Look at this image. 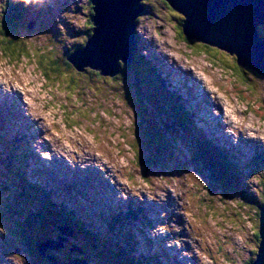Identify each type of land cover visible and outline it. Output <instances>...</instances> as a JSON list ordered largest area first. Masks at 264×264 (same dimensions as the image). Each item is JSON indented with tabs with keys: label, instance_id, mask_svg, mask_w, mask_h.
Instances as JSON below:
<instances>
[{
	"label": "rangeland",
	"instance_id": "rangeland-1",
	"mask_svg": "<svg viewBox=\"0 0 264 264\" xmlns=\"http://www.w3.org/2000/svg\"><path fill=\"white\" fill-rule=\"evenodd\" d=\"M87 1L23 2V6L29 7L20 14L24 23L21 30L25 32L16 41V50L11 53L0 47V105L11 103V109L26 110L16 117L17 126L5 137L12 138L11 133L18 129L16 152L0 140L3 156H0V210L20 204L21 210L27 212L26 206L31 207L19 195V187L24 186L23 176H17L12 170L16 168V163L12 166L14 161L20 159L21 173H27L34 181L40 179L30 189V198L46 192V185L51 182L59 199L67 208L83 215L97 237L93 232L94 236L77 234L71 227L65 230L63 221L53 216L40 230H24L25 234L20 237L9 233L12 238L16 236V246L24 251L23 256L17 255L14 248L13 252H7L9 263L43 261L39 250L35 251L37 262L32 253H27L28 244L23 240L28 239V242H62L56 250L50 247L47 251L54 259L47 257V264H116L113 257L120 264H252L260 247L257 212L252 206H241L239 198L245 196L240 189L214 180L207 171H199L198 164L188 154L187 146L193 144L192 138L185 136L179 153L161 154L156 149L158 152L154 154L151 138L157 141L163 138L158 137L159 132L152 125L148 127L142 104H135L137 94L139 100L141 97L136 86L128 91L118 75L104 76L87 66L78 72L70 62L71 66L56 65L55 68L61 69L56 74L46 69L50 61L49 45L55 44L56 58H62L67 48L70 53L77 48L81 50L90 39L87 34L92 28L88 24L92 5L91 0ZM9 2L0 0V23ZM149 3L152 10L148 9V13L153 15L141 18L138 33L142 41L137 48L142 49L145 44L144 52L152 56L148 47L154 42L153 51L158 55L155 58L162 60L161 71L167 74L162 78L166 76L173 86H181L182 93L185 83L198 85L195 79L191 78L189 83L178 74L185 69L197 74L210 87L212 101L220 106L216 111L226 108L224 120L219 122L227 130L223 135L218 134L225 141L238 145L239 135L245 139L256 138L260 140L256 150H264V140L261 141L264 139V80L248 74L254 84H244L240 73L235 71L233 56L229 55L231 60L216 57L206 48H198L197 40H183L179 22L185 16L173 15L178 11L165 0ZM7 11L12 15L16 10L10 7ZM26 20H29L28 26ZM36 23H41L47 31L36 27ZM32 26L39 29L28 28ZM21 46L27 52L24 50L17 57L16 51L24 49ZM151 85L143 91L145 94L142 92L147 98L158 90ZM202 101L210 103L207 98ZM148 104L156 111L157 106ZM167 112L163 108L162 119H158L159 129L164 126ZM136 117L141 122L137 131ZM241 150L249 156L251 144L243 145ZM140 151H145V158L138 159ZM38 170L43 171L42 175L37 174ZM110 176L115 178L116 187L103 191ZM253 183L256 185V181ZM36 205L43 208L44 203L39 201ZM114 210L120 216L126 214L130 218V214L132 219L118 220ZM4 221L17 224L14 218ZM18 223L21 224L20 219ZM57 259L62 260L59 263Z\"/></svg>",
	"mask_w": 264,
	"mask_h": 264
},
{
	"label": "water",
	"instance_id": "water-1",
	"mask_svg": "<svg viewBox=\"0 0 264 264\" xmlns=\"http://www.w3.org/2000/svg\"><path fill=\"white\" fill-rule=\"evenodd\" d=\"M146 1L92 0L95 5L92 18L95 27L85 47L74 54L71 64L76 70V66H87L100 71L101 75L114 76L119 72L120 62H131L135 29L138 18L145 12ZM180 1L167 0L172 8L185 16L184 33L190 39H205L202 35L213 32L212 36L215 37L212 39L222 42L230 43L237 37L246 41L260 24H264V0ZM248 65L264 75V49L258 54H251ZM260 223V247L252 264H264V209L260 213ZM61 243L49 241L42 245L41 252L44 254L50 247L57 249ZM49 259L54 260L52 257Z\"/></svg>",
	"mask_w": 264,
	"mask_h": 264
},
{
	"label": "trees",
	"instance_id": "trees-1",
	"mask_svg": "<svg viewBox=\"0 0 264 264\" xmlns=\"http://www.w3.org/2000/svg\"><path fill=\"white\" fill-rule=\"evenodd\" d=\"M16 1L18 3L15 4V5H13L15 7V10L16 11L14 13H12V15L10 14L11 11H7V10H9V8H7L5 6L4 9L6 11L3 14V20H2V24H3V27H4V33H0V40H2L4 38V35L6 34L7 35V38H8V41H9V43H0V47L2 49H5V48L9 49L8 51L11 52V53H13V51L16 50V48H17L16 41L17 40L19 41L18 38H20L23 35V32H25V31L22 32V30H21V27H23V25H24L23 20L20 18V16H18L19 10H21V7L24 8V6L22 5V1L21 0H16ZM146 2L149 3L150 0H147ZM90 4H91V2H90ZM91 5H92V7H90V13H91L90 14V20H91L92 13H94L93 12L94 5L93 4H91ZM149 5H151V3H149ZM149 7H151V10H152V6H149ZM88 24H89V27L90 28H91V25H92V28L90 29L89 34H87V38H89V37L92 36L91 35V32L93 34V28H94V24H92L91 21H89ZM260 30H261V27H260ZM135 35H137V34H135ZM179 35H180V37L183 36V38H182L183 40L189 42V40L185 37L184 34H182V32L179 33ZM263 37H264V33H263ZM13 38H15V39H13ZM137 39H138L137 40V43L139 42V40L142 41V38L141 37L139 38L137 36ZM13 44L15 45V47H13ZM21 47L24 48V49H20V52L19 53L16 51V56L17 57H18V55L22 54V52L24 50H26L25 47H23V46H21ZM49 47H50V49H49ZM54 47H55V44L49 45L47 47L48 48L47 57L50 59V61H48V65H46V69H50L51 72H53V73L56 74V73L60 72V70H61V69L55 68L56 65H59V67H60L62 64H64V65L66 64L67 65V63H68L69 66H71V64L69 63L68 59H66L67 58L66 56L65 57H62V58H56L55 48ZM191 47L192 48H195L193 45H191ZM208 48H211V47H207V49ZM77 49H79V48H77ZM77 49L71 51V53L68 52V56L70 54H72L74 51H76ZM139 51L140 50L138 49L137 50V53H135L134 59H133V63H131V64L128 63L126 65H124L122 63L120 64L119 72L116 75H118V77L120 79H122V81L125 83V87L128 88V91H131L136 86L135 90H136V92H137V90L139 91L141 97H140V100H139L138 99V94H137V97L134 98L135 99L134 102H135V104L136 103L137 104H142L143 114H146L147 111H146V108H145L144 105H145L146 100H148V99H147V96H144L143 95V94H145L143 91L145 90V88H148V87L150 88L151 87V84H153V80L150 77H148L147 75L149 73H151V71L152 72H155V68L154 67H151L149 70L145 68V66H147V65L150 66V63L148 61H144L143 62V60L139 56ZM25 52H27V50ZM52 55H54V56H52ZM28 56H30V55H28ZM43 57H45V56H43ZM72 66H73V64H72ZM76 67L78 69H80V70L84 68V67H79V66H76ZM239 69H240L239 72L237 71V69H235V71H237L238 73H240V80L244 84H249L248 86H253L254 80H253L252 77H250L248 75L249 73L246 70H243L242 68H239ZM81 72H83V71L81 70ZM134 79H135V82L133 81ZM156 83H158V84H160L162 86V83L163 82H162L161 79L157 78ZM157 89H158L157 90V94H160V95H162L163 98L164 97L166 98L167 90H164V88H157ZM142 92H143V94H142ZM127 94H129V93H127ZM148 98H152L151 95L148 96ZM172 99H175V98H172ZM172 99H171V97H168V99H165V100H167V104H169L171 107H174L173 108V111L176 110V112H177L178 107H179V105L177 103L178 101L177 102H174V101H172ZM179 124L181 125V127L183 129H185V124L184 123H180L179 122ZM157 131L160 133V135L164 139L165 131H163L162 134H161V132H160L159 129H157ZM151 136H153V135L151 134ZM151 136H150V138H151ZM151 140L153 142L151 152L154 153V154H157V152H158L157 150H159L162 153L164 149L161 146L156 145L154 143L155 142L154 139H151ZM175 145H176L175 140L174 139L171 140L169 142V144H168V147L166 149L165 154H169V155L170 154H174ZM149 150H150V148H149ZM202 150H203V152L206 153V157L208 159L206 157L205 158H206V160H208V164L210 165V167L215 168L216 165H218V163H220V162H222V163L225 162L226 165L229 167V163L226 161L225 158H223L226 155V152L224 150L221 151L218 148H215L213 150L212 148H209L205 144H204V147H203ZM211 150H213V151H211ZM214 151H217V156L216 157H212L213 156L212 153ZM259 157H260L259 162L260 163L263 162V164H264V156H259ZM217 159H220V160H217ZM254 163L257 164L258 162L255 160ZM230 165H231L232 168H235V166L232 163H230ZM206 166H207V164H206ZM210 167H208V168H210ZM209 170H211V168ZM258 170L259 169L257 168L256 169V172ZM211 172H212V170H211ZM239 173H242V171L240 169L235 168V173L234 174H228L229 177H227V180H228L227 183L230 184V185H232V186L233 185L235 186L237 180L239 179L238 178ZM19 175H22L23 177H25V175L23 173H19ZM23 177H21V178H23ZM211 177L214 180L218 179L217 176L215 175V173H213V172H212V176ZM253 177L256 179L257 185L259 184V187H258L259 189L257 190L258 196H253L254 197V200L251 202V206H252V208L255 209L254 211H256V212L258 211L259 212L261 206H264V172L255 174ZM228 178L233 179V182H235V184L232 183V181H230V179H228ZM227 183H225V184H227ZM31 190H33V189L31 188ZM243 194L245 196H248V192H244ZM33 199L34 198L32 197L31 200H33ZM48 203H50V198H49V202L47 201V204ZM241 206H243V207L249 206L250 207V202L248 200H246L243 203H241ZM46 208L48 209V212L50 213L51 216L57 217L61 222L63 221L64 224L63 223L62 224L64 226H69V227L73 228L74 229L73 231H75V233L80 234V232H81L83 235H91V236H94L93 233L89 231V226H88L87 221L85 220V217L83 215L78 214L76 212H75L76 214H73V213H69V214L68 213H64L63 214L58 209L57 210H52L51 206H47ZM55 211L57 212L56 215H55ZM251 211L253 212V210H251ZM17 213H20V211H17ZM32 216H33V218L30 217V216H28V215L25 216V222L23 224V228L26 231H29V229H32L33 230L34 228L38 230L40 228V226L37 228L36 227L37 223H41V222L43 224H47L48 223V218H47V216L43 215V212L37 213V214L34 213ZM121 218H123V217L120 216V215H118L116 219L119 220ZM36 232H38V231H36ZM21 233H22V235L25 234L24 231H23V229H22V232ZM21 233L20 232L17 233V236L20 237L21 236L20 235ZM23 241H25L28 244V248H25L26 251H27V253H29V254L32 253L35 256V261L34 262H37L36 252L39 250V244L40 243H38V241L28 242V239H26V240L24 239ZM30 244H32V245H30ZM121 250H125V248L124 249H121ZM121 250H119V251L121 252ZM116 253H117V251H116ZM42 259H43V261H40L39 263L40 264H47L46 263L47 257L43 256ZM61 260H58V262L60 263Z\"/></svg>",
	"mask_w": 264,
	"mask_h": 264
},
{
	"label": "snow or ice",
	"instance_id": "snow-or-ice-1",
	"mask_svg": "<svg viewBox=\"0 0 264 264\" xmlns=\"http://www.w3.org/2000/svg\"><path fill=\"white\" fill-rule=\"evenodd\" d=\"M173 15L179 17L180 16V12H174ZM0 33H4V27H3V24L0 23ZM181 38H183V36H181ZM0 43H9L8 41V38H7V35L5 34L4 35V38L2 40H0ZM13 47H15V45L13 44ZM198 48H207L208 46L207 45H199L197 46ZM9 49L5 48V51L7 52ZM208 51L210 53H215L219 56H223L225 57L227 60H231L232 57H230L226 52H221L219 49H216V48H208ZM237 71L239 72L240 69L237 68Z\"/></svg>",
	"mask_w": 264,
	"mask_h": 264
},
{
	"label": "bare ground",
	"instance_id": "bare-ground-1",
	"mask_svg": "<svg viewBox=\"0 0 264 264\" xmlns=\"http://www.w3.org/2000/svg\"><path fill=\"white\" fill-rule=\"evenodd\" d=\"M91 2V4H92V0L90 1ZM139 21V20H138ZM28 58H30L29 56H28ZM222 84V83H221ZM213 156L212 157H216L217 156V151H214L213 153Z\"/></svg>",
	"mask_w": 264,
	"mask_h": 264
},
{
	"label": "clouds",
	"instance_id": "clouds-1",
	"mask_svg": "<svg viewBox=\"0 0 264 264\" xmlns=\"http://www.w3.org/2000/svg\"><path fill=\"white\" fill-rule=\"evenodd\" d=\"M25 3H28V0H24ZM0 231H2V229H0ZM16 242V241H15Z\"/></svg>",
	"mask_w": 264,
	"mask_h": 264
}]
</instances>
